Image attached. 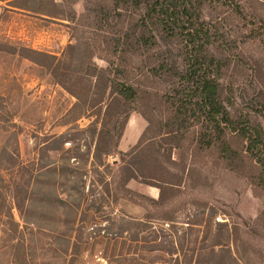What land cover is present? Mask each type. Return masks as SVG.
<instances>
[{
  "label": "trees",
  "instance_id": "16d2710c",
  "mask_svg": "<svg viewBox=\"0 0 264 264\" xmlns=\"http://www.w3.org/2000/svg\"><path fill=\"white\" fill-rule=\"evenodd\" d=\"M77 1L0 0L4 3L0 24L14 11L76 24L73 43L67 46L68 66L47 51L1 38L0 52L29 59L48 70L76 99L72 110L94 117L88 126L94 145L91 164L104 192H110L111 185L113 200L122 198L141 207L148 202L154 211L161 210V216H153L150 210L142 220L128 215L119 223L111 220V227L118 231L110 239H122L124 232L132 231L129 240L137 256L130 264L144 260L142 252L162 247L156 238L163 228H152L153 235H141L150 227V218L163 220L171 234L178 232L174 211L166 208L184 187L182 177L171 168L186 171V151L193 163L214 157V166L244 179L254 196L263 197L264 84L239 105L233 79L224 80L238 61L226 52L237 42L259 44L264 52V22L260 23L264 0H82L81 17L73 8ZM94 57L104 60L105 66L96 65ZM132 112L147 124L136 143L122 151L119 141ZM176 149L181 150L179 162L171 156ZM113 153L120 154V164L107 161ZM130 180L157 188V197L128 187ZM254 222L264 231V210ZM217 225L220 237L226 231L232 241L237 239L238 227ZM188 241L183 237L181 248ZM231 244L233 253H238L235 243ZM128 253L117 256L129 261ZM229 253L234 259L231 249Z\"/></svg>",
  "mask_w": 264,
  "mask_h": 264
},
{
  "label": "rangeland",
  "instance_id": "374dc122",
  "mask_svg": "<svg viewBox=\"0 0 264 264\" xmlns=\"http://www.w3.org/2000/svg\"><path fill=\"white\" fill-rule=\"evenodd\" d=\"M2 5L0 2V9ZM73 8L81 17L82 0ZM262 19L260 23L264 16ZM74 26L69 20H46L14 11L0 24V38L47 51L68 66L67 46L73 43ZM258 45L240 40L226 52L231 59L238 58L224 81L233 79L239 105L264 84V52ZM93 61L98 66L106 64L98 57ZM75 101L45 68L0 52V264H130L137 256L133 253L135 244L129 240L131 230L124 232L122 239H110L118 231V227H111V220L119 223L120 218L128 219L125 215L142 220L155 209L148 202L147 208L137 205L139 209H132L126 199L113 200L111 185L110 192L102 190L91 164L94 145L88 126L94 117L72 110ZM146 124L139 113L132 112L126 126L128 136L136 132L139 136ZM180 153L179 149L172 151L176 162ZM184 157L186 171L171 168L182 177L184 187L166 208L174 211L178 232L173 235L163 220L150 218V227L141 235H153L152 228H163L156 238L162 247L142 252L145 259L133 264H264V231L254 222L264 210V196H254L244 179L214 166V157L195 163L188 151ZM107 161L122 162L119 153L109 155ZM158 214L161 216L160 209L153 216ZM217 224L238 227L237 239L232 241L226 231L220 237ZM206 228L210 230L207 236ZM185 236L189 241L181 248ZM216 242L221 245H214ZM230 242L235 243L238 253H233ZM123 252H129V261L117 256Z\"/></svg>",
  "mask_w": 264,
  "mask_h": 264
},
{
  "label": "crops",
  "instance_id": "0c3cea01",
  "mask_svg": "<svg viewBox=\"0 0 264 264\" xmlns=\"http://www.w3.org/2000/svg\"><path fill=\"white\" fill-rule=\"evenodd\" d=\"M129 122H130V117H129L127 123H126V126L129 125ZM126 126H125L126 129H124L125 130L124 131V135H122L123 137L119 141L118 148L120 147V148L123 149L125 145H127L129 142H130V144H132L133 142L137 141L136 139H138V137H139L137 132L136 133H132V134L130 133L129 136H128V134H127V127L128 126L127 127ZM128 187H130V188H132V189H134L136 191H139V192H141L143 194H148L151 197H157V195H158L156 188L148 186V185H144V184H141V183H138V182H136L134 180H130L128 182ZM127 203H128V205H131L132 209H135V208L139 209V207H137V205L129 203V202H127Z\"/></svg>",
  "mask_w": 264,
  "mask_h": 264
}]
</instances>
